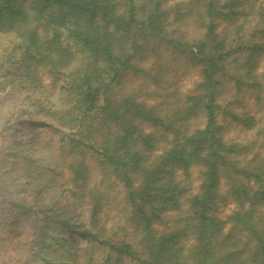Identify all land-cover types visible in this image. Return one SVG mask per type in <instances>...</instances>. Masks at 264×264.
Wrapping results in <instances>:
<instances>
[{
    "label": "trees",
    "instance_id": "obj_1",
    "mask_svg": "<svg viewBox=\"0 0 264 264\" xmlns=\"http://www.w3.org/2000/svg\"><path fill=\"white\" fill-rule=\"evenodd\" d=\"M183 25L200 36H185ZM0 33L17 37L34 73L46 76L41 109L68 132L61 163L91 204L80 239L105 246L115 264H264V118L233 107L241 86L264 106V0L170 8L164 0H0ZM159 46L198 78L190 91L149 104L127 82L165 76L139 64L159 62ZM229 84L233 99L223 102ZM227 122L249 137L226 139ZM93 169L120 185L130 233L101 223ZM222 180L236 203L224 218L216 214ZM53 216L70 236V218Z\"/></svg>",
    "mask_w": 264,
    "mask_h": 264
},
{
    "label": "rangeland",
    "instance_id": "obj_2",
    "mask_svg": "<svg viewBox=\"0 0 264 264\" xmlns=\"http://www.w3.org/2000/svg\"><path fill=\"white\" fill-rule=\"evenodd\" d=\"M180 1L184 0H164V6L170 8ZM175 27L176 23L171 29ZM183 27L185 36H200L192 26ZM18 42L13 34L0 33V264H107V260L115 264L105 246L88 243L77 234L79 225L88 220L91 204L88 197L81 200L67 180L60 139L68 132L63 135L50 115L42 111L49 98L41 83L47 86V78L40 70L34 73L22 56V48H17ZM157 49L162 51L159 62L153 64L150 57L139 64L151 71L162 69L165 76L156 83L148 78H129L127 82V89L138 92L139 98L149 104L190 91L198 78L196 67L181 60L172 62L168 50ZM160 62L168 64L164 68ZM228 86L223 102L233 99L230 94L236 88ZM237 96L238 103L233 104L236 110L243 107L264 118V106L255 103L250 89L241 86ZM224 137L240 140L249 134L240 124L227 122ZM90 184L101 187L102 197L107 193L96 207L103 226L125 228L119 230L120 236L130 233L129 225L124 226L126 209L118 182L102 179L93 169ZM107 184L109 188L104 187ZM196 184L195 180L193 189ZM225 186L222 180L219 192L223 200L216 207L221 218L236 208L234 200L224 196ZM57 212L60 218H70V236L56 222L53 215ZM47 235L50 238L45 241ZM117 264L139 263L123 257Z\"/></svg>",
    "mask_w": 264,
    "mask_h": 264
}]
</instances>
